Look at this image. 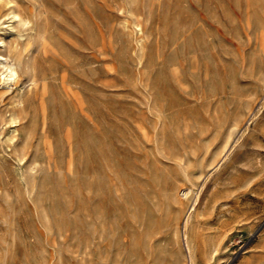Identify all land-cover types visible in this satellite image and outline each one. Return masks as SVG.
Here are the masks:
<instances>
[{"label":"rangeland","instance_id":"374dc122","mask_svg":"<svg viewBox=\"0 0 264 264\" xmlns=\"http://www.w3.org/2000/svg\"><path fill=\"white\" fill-rule=\"evenodd\" d=\"M13 2L0 264H189L183 211L174 235L158 206L200 169L194 264H263L264 0H133L128 28L123 0ZM136 198L154 212L149 238ZM216 228L229 237L209 258L200 239Z\"/></svg>","mask_w":264,"mask_h":264},{"label":"bare ground","instance_id":"6f19581e","mask_svg":"<svg viewBox=\"0 0 264 264\" xmlns=\"http://www.w3.org/2000/svg\"><path fill=\"white\" fill-rule=\"evenodd\" d=\"M132 2L133 0H123V4L125 5L123 9H124L126 17H124V19L121 21V25L125 28H128L129 22L127 20V17L131 15L129 5L132 4ZM4 5L7 6L6 10L4 9L5 11L3 13L0 12V29H2L3 36L6 33L13 31V26L11 25V21L13 20L17 22L19 20L22 21L20 19L21 18L20 13L18 9L16 8L17 6H15V3L13 2V0H5ZM20 24L22 23L20 22ZM132 30L134 33L138 34L135 37L136 38L135 41L138 47L142 40L141 34L143 33L141 23L134 20L132 23ZM4 44H5V40L3 39L0 40V46L3 48V50H0V85L14 82L19 77V69L22 66V63L19 59L16 58L17 59L16 60L12 58L8 50L4 47ZM32 46L33 44L30 43L28 45V50H30ZM24 65H25L24 67H27V63H25ZM16 102L18 105L23 102L22 94L18 95ZM8 120H9V124L13 126L11 128V131L15 132L17 129L15 125L18 121L17 115L14 113H11L8 117ZM227 139L225 140V143H227ZM35 165L36 163L34 164V167ZM201 173H202L201 169L199 171H195L194 173L185 171L184 178L180 180L183 182L184 186L178 189L177 188L178 184L174 183L169 188H167L164 193V197H165L163 201L164 203L162 206H158V210L162 212L163 220L169 224L174 235L178 234V229H179L178 218L180 217V213H182L183 211L182 220H181L182 239H183L186 254L188 256L189 264H194L193 262V258H194L193 257V254H194L193 244L194 243H193L192 238L189 236V232H188L189 222L193 217H198L200 215H203V211L202 213L198 212V209L201 206L200 191L203 186L200 188L199 191H196L193 196L190 197V194L192 191L195 190V187L197 185V182H198V179ZM24 180H25L26 186L28 187L29 181L27 180L26 176H24ZM138 200H139L137 203L138 204L137 205L138 206V224L140 227V237L139 238L140 239L149 238L152 235L151 229L154 226V221H153V218L155 219L154 212L150 207L145 205V202L142 199H138ZM213 202H214V199L203 202L202 204L203 210L206 211V209H209L210 207H212ZM225 237H229V234L221 233L218 228L211 230L209 233L206 234V236L201 237L200 244L205 246V250L207 249L205 251L206 252L205 254L208 255L209 258H214L216 254L220 252V250L223 247L222 239ZM261 262H264V261H261Z\"/></svg>","mask_w":264,"mask_h":264}]
</instances>
